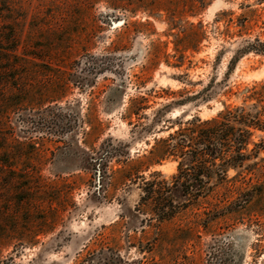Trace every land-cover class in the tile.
Segmentation results:
<instances>
[{
    "label": "rangeland",
    "instance_id": "obj_1",
    "mask_svg": "<svg viewBox=\"0 0 264 264\" xmlns=\"http://www.w3.org/2000/svg\"><path fill=\"white\" fill-rule=\"evenodd\" d=\"M257 39L264 0H0V264H264V132L200 195L164 144L264 108Z\"/></svg>",
    "mask_w": 264,
    "mask_h": 264
},
{
    "label": "trees",
    "instance_id": "obj_2",
    "mask_svg": "<svg viewBox=\"0 0 264 264\" xmlns=\"http://www.w3.org/2000/svg\"><path fill=\"white\" fill-rule=\"evenodd\" d=\"M247 52L264 56V43L259 39L249 42L241 54ZM258 96L259 93L253 91L252 99L260 102ZM257 107L253 106L251 110L244 106L227 108L213 120L203 122L196 118L189 122V128L180 129L176 134L170 135L164 144L169 149L172 147L170 144H175L173 156L179 161L177 185L187 191L195 189L196 195H200L203 186L214 182L210 187L211 192H214L227 177V168H235L238 163L246 160L242 151L251 144L253 131L264 132V108L259 110ZM225 151L236 155L225 157ZM217 160L221 161L220 165L216 164ZM100 172L101 170L97 171L98 174ZM182 180H186L189 185L182 183Z\"/></svg>",
    "mask_w": 264,
    "mask_h": 264
}]
</instances>
